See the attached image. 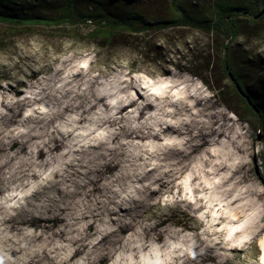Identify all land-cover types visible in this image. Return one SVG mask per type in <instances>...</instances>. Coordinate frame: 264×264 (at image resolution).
I'll use <instances>...</instances> for the list:
<instances>
[{
	"label": "rangeland",
	"instance_id": "1",
	"mask_svg": "<svg viewBox=\"0 0 264 264\" xmlns=\"http://www.w3.org/2000/svg\"><path fill=\"white\" fill-rule=\"evenodd\" d=\"M1 1L20 11L23 0ZM30 1L26 17L56 13V0ZM217 1L179 5L214 19ZM113 2L142 7L148 20L173 13L170 0L76 6L117 11ZM238 19L229 60L258 118L222 71L219 32L181 26L94 40L88 22H0V264H264V186L254 172L264 174V14ZM178 69L203 85L200 96L172 84ZM204 93L220 113L213 125L194 110ZM116 107L137 113L127 137L109 130ZM67 128L77 138L59 141L64 159L48 165L27 151ZM104 150L117 171L88 201L79 179Z\"/></svg>",
	"mask_w": 264,
	"mask_h": 264
},
{
	"label": "trees",
	"instance_id": "2",
	"mask_svg": "<svg viewBox=\"0 0 264 264\" xmlns=\"http://www.w3.org/2000/svg\"><path fill=\"white\" fill-rule=\"evenodd\" d=\"M30 2V0H23L19 3H16L19 4L18 6L20 7V11H16V9L13 11H5L0 9V22L16 25H34L35 23H39L54 27L77 26L82 22H88L93 26V29L89 32V34L94 36V40L96 38L108 40L117 33L136 36L140 34L144 35L146 31L153 28L161 30L181 26L219 32L224 38L220 48L221 54L223 55L221 62L223 73L229 80L235 94L243 101L245 108L249 109L255 118H258L261 115L260 107L256 106L252 102L257 108V111H254L247 101L237 92L234 82L239 85V80L236 74L233 72L231 62L229 60V45L237 37L240 29L238 16L251 15L253 19H258L264 14L262 13L260 16L256 17V15L261 10L241 9L242 7L230 6L224 1L220 0L216 3L218 7L214 11L215 18L212 19V17H196V15H192L182 8L179 5V0H170L169 9L173 10L171 16L166 18L151 17V20H148L147 11L142 9V7L127 10L118 2H113L110 4L117 11L108 8H97L94 11L81 12L76 6L79 2H81V0H56V4L54 3V5L57 6L56 13L53 16L39 17L36 15H30L26 17L25 10L32 9ZM40 3L45 4L46 7L44 0H42ZM3 4L5 3L0 0V6ZM8 8L11 9V6ZM174 75L177 76V78L172 81V84L178 85L180 90L181 88H184L185 91L189 92V94L192 96L200 94V89H203V85L199 84L196 78L189 74L183 73L180 69H178ZM204 94L202 95L201 101L198 102L194 110L200 114L198 117L205 119L206 123L213 125L214 121L217 119H215L216 115L220 113L218 110H216L217 106L211 102L212 100L206 97L207 93L205 95ZM193 98L198 100V96ZM104 108L108 110L109 107L106 105ZM115 110L118 111H108V113H114V122L109 124V130L110 132H115L116 134L120 133V137H127V135H129L128 132L131 131L130 128L133 125L132 120L137 113L127 111V109L119 110L118 107H116ZM235 113L239 115L236 110ZM74 133L75 130H70L69 128L65 129L63 133L58 131L51 133V131L48 130L46 134L33 138L31 144L27 147V151L38 162L48 165L55 164L62 158H65L63 154L66 149L59 146V141L66 140L72 142L77 138L76 136H73ZM108 135L110 136V134ZM104 139L105 137L103 136L97 142H103ZM14 152L16 151L14 150ZM103 152L104 154H107V156L95 159L89 167L90 173L81 176L79 179V181L84 186L83 189H86V191H91V195L88 196V198H90L88 201L91 199L95 200V198L98 197L97 193H103L102 190L105 188L106 182L110 179L111 174H115L117 171L116 166L114 167V161H110L111 159L110 155L108 156V151L104 150ZM260 175L264 179V174L262 175L260 173ZM255 178L261 184V186H264L256 174ZM112 216L114 215L108 214L106 218H111ZM117 225L118 226L116 227L119 228V224Z\"/></svg>",
	"mask_w": 264,
	"mask_h": 264
},
{
	"label": "water",
	"instance_id": "3",
	"mask_svg": "<svg viewBox=\"0 0 264 264\" xmlns=\"http://www.w3.org/2000/svg\"><path fill=\"white\" fill-rule=\"evenodd\" d=\"M262 13H264V8L261 9V11L256 15V17L260 16ZM233 79V78H232ZM234 86L237 90V92L247 101V103L252 107V109L254 111H257V108L255 107V105L252 103V101L250 100V98L248 97V95H246L241 88L238 86V84L236 82H234Z\"/></svg>",
	"mask_w": 264,
	"mask_h": 264
},
{
	"label": "bare ground",
	"instance_id": "4",
	"mask_svg": "<svg viewBox=\"0 0 264 264\" xmlns=\"http://www.w3.org/2000/svg\"><path fill=\"white\" fill-rule=\"evenodd\" d=\"M255 156V155H254ZM253 156V158H254ZM254 165V164H253ZM254 171H255V166H254ZM255 174L257 175V177L259 178V180L261 181V183L264 185V179L262 178V176L260 175V172L255 171Z\"/></svg>",
	"mask_w": 264,
	"mask_h": 264
}]
</instances>
